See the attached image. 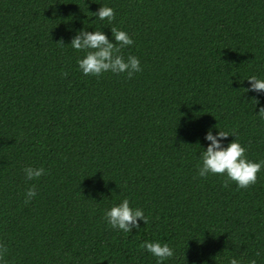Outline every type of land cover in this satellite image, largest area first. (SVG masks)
<instances>
[{"label":"trees","instance_id":"obj_1","mask_svg":"<svg viewBox=\"0 0 264 264\" xmlns=\"http://www.w3.org/2000/svg\"><path fill=\"white\" fill-rule=\"evenodd\" d=\"M101 6L115 20L92 14ZM112 27L143 70L85 76L71 40L99 29L114 42ZM252 75L264 78V0H0L7 264H157L141 248L157 241L174 251L162 264H264V168L247 189L198 175L210 129L264 160ZM29 166L47 174L27 180ZM124 198L148 218L131 233L104 218Z\"/></svg>","mask_w":264,"mask_h":264},{"label":"clouds","instance_id":"obj_2","mask_svg":"<svg viewBox=\"0 0 264 264\" xmlns=\"http://www.w3.org/2000/svg\"><path fill=\"white\" fill-rule=\"evenodd\" d=\"M100 20L112 22L115 20V11L112 7L101 6L99 10L92 13ZM112 38L114 42L109 40V37L99 29L93 32L83 29L71 40V47L80 52L85 53L82 59L77 61L80 70L85 76H95L99 78L105 72L114 74H127V78L131 79L135 73L141 72L140 60L137 56L129 55L127 58L122 54V49L133 45L134 40L129 34L120 30L117 27L111 28ZM64 44L63 40L58 42ZM67 76V73H62ZM250 82L251 87L247 91L264 92V78H258L252 75L246 79ZM255 106L259 104V100L253 98ZM259 116L264 118V107H260ZM233 136L234 140L226 147L221 143L222 139ZM205 139L211 143L206 151L202 153V163L198 168V175L201 178H207L208 175H221L226 179L223 182V187H228L230 182H234L238 188L247 189L256 184L258 173L264 168V160L253 162L246 156L247 149L243 146L238 138L230 135L226 131H218L217 135H213L211 129L208 131ZM25 177L27 180L39 179L47 174L44 167H26L24 168ZM37 195L36 187L33 185L25 193V204L30 203ZM105 220L113 228L122 230L126 233H131L133 228H139L138 220H142L146 225L148 218L145 216L141 208H133L130 206L128 198H124L121 203L111 206L105 212ZM141 248L146 249L154 257L157 258V264L168 258L173 257L174 251L168 244L160 242H145ZM8 253L6 244L0 242V264H7L5 259ZM260 253L257 252L256 255ZM228 264H242L241 260L231 258ZM248 264H257L255 259H250Z\"/></svg>","mask_w":264,"mask_h":264}]
</instances>
